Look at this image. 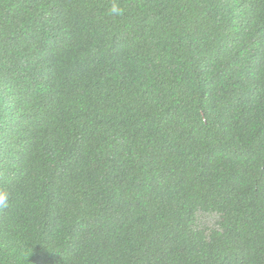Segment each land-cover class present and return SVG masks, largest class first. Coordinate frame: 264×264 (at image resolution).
I'll list each match as a JSON object with an SVG mask.
<instances>
[{"label":"trees","instance_id":"trees-1","mask_svg":"<svg viewBox=\"0 0 264 264\" xmlns=\"http://www.w3.org/2000/svg\"><path fill=\"white\" fill-rule=\"evenodd\" d=\"M0 189V264H264V0H0Z\"/></svg>","mask_w":264,"mask_h":264},{"label":"clouds","instance_id":"clouds-1","mask_svg":"<svg viewBox=\"0 0 264 264\" xmlns=\"http://www.w3.org/2000/svg\"><path fill=\"white\" fill-rule=\"evenodd\" d=\"M10 193L7 190L0 189V210L9 207Z\"/></svg>","mask_w":264,"mask_h":264},{"label":"rangeland","instance_id":"rangeland-1","mask_svg":"<svg viewBox=\"0 0 264 264\" xmlns=\"http://www.w3.org/2000/svg\"><path fill=\"white\" fill-rule=\"evenodd\" d=\"M217 219H218L217 214H204L200 216L201 224H204L207 226H213L216 223Z\"/></svg>","mask_w":264,"mask_h":264}]
</instances>
